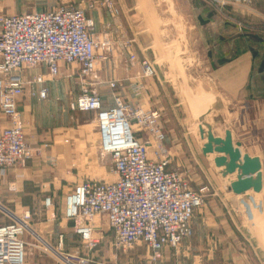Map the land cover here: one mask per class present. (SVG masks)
<instances>
[{
	"label": "built area",
	"instance_id": "built-area-1",
	"mask_svg": "<svg viewBox=\"0 0 264 264\" xmlns=\"http://www.w3.org/2000/svg\"><path fill=\"white\" fill-rule=\"evenodd\" d=\"M103 6L115 17L120 10L112 0ZM93 20L83 7L61 5L55 9L20 15H0V112L8 125L0 132V176L25 166L32 157L26 122L19 111L27 89L39 101H47V85L61 76L63 66L78 68L79 96L71 111L95 113L100 133V153L110 157L113 182L99 179L77 184L65 198L64 216L73 223L80 242L67 252L60 236L55 245L44 241L32 227L33 214H20L0 201V264H26L28 248L34 247L58 264H94L106 231L113 235V247L126 251L144 245L149 264L157 263L167 249L178 251L194 235L193 219L204 206V195L194 191L164 149L165 136L159 128V113L125 103L112 94L113 107L106 109L94 90L99 66L113 49L110 40L95 38ZM130 62L138 63L131 45L125 46ZM142 77H156L149 60L141 62ZM35 69L43 72L32 74ZM31 73V74H30ZM117 82H110L115 90ZM138 127V130H135ZM148 133V140L137 137ZM156 145V160L149 145ZM54 209L51 197L44 200ZM107 230H104V226ZM100 232L101 236H97ZM35 243L31 244L28 238Z\"/></svg>",
	"mask_w": 264,
	"mask_h": 264
},
{
	"label": "crops",
	"instance_id": "crops-1",
	"mask_svg": "<svg viewBox=\"0 0 264 264\" xmlns=\"http://www.w3.org/2000/svg\"><path fill=\"white\" fill-rule=\"evenodd\" d=\"M35 1L37 4L29 9L20 7L8 9L0 0V15L44 12L63 4L71 3L79 6L80 3L89 0ZM138 2L139 0H116L115 3L120 10V15L117 17L110 16L101 6L86 13L94 22L95 38L98 41L107 39L113 44V49L107 54L108 60L99 66L97 92L102 97L106 109L113 107L112 94L116 93L133 104L159 110L162 114L160 125L166 132L165 146L171 153L179 154L184 150L183 139L173 135L175 131L169 126L171 121L165 116L168 114L165 110L169 107L173 110L176 108L172 104L171 97L176 98L177 87L169 78L174 75H170L169 72H157L154 79L142 78L139 62L132 64L124 49V45L130 43L138 61L142 56L146 60L147 58L152 60L153 54L155 56L157 54L158 45L164 44L163 38H160L159 43L154 36L156 30L152 27V20L150 16L144 15L143 7ZM216 2H220L221 6L217 10H210L211 14L206 25V46L213 69L203 74L201 88L205 95H199L198 90L195 89V111L197 107L208 108L204 114H195V163L203 164V172L207 174L211 187L229 188L231 183L236 181L237 173L223 178L221 175L223 169L217 168L214 164V159L221 155L203 153L207 139H202L200 135L202 126L200 119L203 118L205 123L211 125L217 138H223L224 130H230L234 142L241 144L242 155L261 160L263 189L259 194L254 193L253 190L248 191L246 193L248 198L237 196L233 192H226L225 197L231 206L246 207L244 201L248 205L254 203L259 206L261 210L259 217L264 221V0H213V6ZM176 18L179 19L177 15ZM184 33L183 30V35ZM37 72L44 73V69H39ZM62 79L61 75L54 83H60ZM110 82L118 84L114 91L109 87ZM47 88L49 89L47 101L42 102L37 97H32L30 89H27L25 96L20 100L19 111L26 122V135L30 147L36 153V158L27 168L10 171L5 179L0 177V198L9 196V184L16 185L22 209H28L33 214L32 223L35 232L51 245H55L62 236L66 251L72 253L77 250L80 242L74 233L73 223L64 216L65 198H60L56 187L57 182L61 181L66 186L72 185L65 171L58 168V163L62 161L59 159L65 158L71 147L60 145L65 138V135L61 134L65 125L56 121L66 110L71 111L72 100L67 102L65 85L51 83ZM215 104H219L221 108L219 111L214 109ZM7 125L6 118L0 112V132ZM137 136L146 140L141 134ZM48 189L53 192L47 191ZM47 197H51L54 201L53 210L44 207V200ZM251 218L249 213L241 214V222L247 229L242 237L238 238L230 229L223 241L217 239L214 244L207 246L210 248L207 264H264V238L262 240L260 236L257 238L254 236L250 225ZM105 236L106 252L103 250L105 253L112 252L111 264H119L120 255L112 250L113 235L109 232ZM28 241L31 244L35 243L30 237ZM187 247L195 249V240L183 250ZM173 252L167 249L156 264H180L177 260L174 261ZM219 253L223 254L222 263L218 262ZM26 264H58V262L41 250L30 246ZM94 264H102V262L94 261ZM195 264L200 262L195 261Z\"/></svg>",
	"mask_w": 264,
	"mask_h": 264
},
{
	"label": "rangeland",
	"instance_id": "rangeland-1",
	"mask_svg": "<svg viewBox=\"0 0 264 264\" xmlns=\"http://www.w3.org/2000/svg\"><path fill=\"white\" fill-rule=\"evenodd\" d=\"M2 1L8 9L18 7L29 9L31 6L37 4L35 0ZM112 1L116 2V0ZM103 2L104 0H89L87 2L80 3L79 6L75 7L85 8L86 13L89 10H94L98 6L104 7V9L107 10V8L103 6ZM138 3L143 7L142 10L144 15L148 17L150 16L152 20V27L156 30L154 31L156 39L159 40V43L160 38H163L164 40V44L160 43V45L156 48V56L153 54L152 60L149 58H147V60L154 64L156 73L169 72L170 75H174L173 77L171 75L169 78L170 80H173V84L177 87V92L175 91L177 94L176 98L171 97L172 104L176 108L173 110L169 107V109L165 110L168 113L165 114V116L166 118L169 117L168 119L171 121L169 126H171L172 130L175 131L173 135H177L183 139V152L179 154L175 152L171 153L166 148V132L160 125L162 114L159 110L133 104L124 100L122 97L121 99L131 106L159 113L160 119L158 121V125L165 136L163 144L164 149L172 159L171 168L178 170L181 174H183L184 178L190 183L194 191L200 192L204 195V206L197 210L193 219L195 235H193L191 239L187 240L180 250H173L174 252L172 255L175 256L174 261L177 260L180 264H195V261L200 262V264H207L208 250L210 249L207 246L209 244H214L213 242L215 240L217 241V239H221L223 241L230 229L233 230L234 234L238 238L245 235V230L247 229L241 222V214L249 213L251 215L252 218L250 225L254 236L256 238L257 236H260L262 240L264 238V221L260 220L258 217L260 216L258 213L261 212L259 206H256L254 203L252 205H248L245 201L244 204L246 207H239V205L231 206L229 200L225 197L226 192H229L228 188H225V186H222L221 188L220 186L215 188L211 187L207 179V174L203 172V164L201 165L199 163H195V114L201 115L208 110L206 107H197L199 110L196 108L195 111V89L198 90L199 95H205V92L201 88L203 86V74L211 72L213 69L211 68L209 61V50L206 46V25L209 14H211L210 10H217L218 7L221 6V3L216 2L214 5L216 8L213 6V0H139ZM67 5H71V3ZM107 12L110 16H113L108 10ZM176 15L179 19L176 18ZM183 30L186 33H184V35ZM129 44L130 43L125 44L124 49L125 46H129ZM125 51L128 54L126 49ZM144 60L146 59L142 56L139 61L141 76V62ZM37 71L38 69H35L32 70L31 73L35 74ZM79 73L80 71L78 68L64 66L61 69L63 81L60 83H52L56 85H65L67 87V89H65L67 102L71 100L74 101L81 93L82 85L77 76ZM94 90H97V86L94 87ZM95 120V113H81L78 111L68 110L56 119V121H60L61 125H65L64 130L61 133L65 135V138L60 145H66L68 148L71 147L69 152L66 153L65 158H60L59 160L62 161L58 163V168L65 171L66 176L69 177V181L71 180L72 182V185L70 186H66V184L64 185L62 181L57 182L56 187L59 190L57 192L62 199L66 198L74 187L82 181L94 179L106 182L115 181V178L110 173V166L112 164L111 158L102 156L99 151L100 133ZM138 129V127H135V130ZM138 134H141L146 137V140H148V133L142 132ZM137 137L140 139L143 138L140 136ZM28 145L30 147L29 142ZM30 149L32 150V157L26 165L12 168L9 172L19 171L29 166L30 162L36 158V153L33 152L31 147ZM148 151L150 158L152 160H156V145L153 141ZM37 154L39 156V152ZM55 162H57V160ZM0 177L2 179L6 178V176ZM50 190L51 189H48L47 191ZM36 191L39 193V189ZM50 192H53V190ZM8 195L9 196H3V198H0V201L18 214L25 210L22 209L20 205L18 190L16 185L13 183L8 186ZM107 229L108 228L105 225L104 230L106 231ZM107 231L106 233H108ZM97 236H101L100 232H97ZM106 240V236H104L101 245L99 246L97 252L92 255V258L94 261L102 262V264H111L112 252L110 251L105 253L107 245ZM194 240L195 249L187 247L183 250L186 245L190 243L192 244ZM199 245H202V247L197 248L196 246ZM112 250H114L115 253H118L121 259H126H120L119 264H149L144 245H135L132 249H128L126 251L116 250L115 247H112ZM98 251L100 253H98ZM186 252L188 254H186ZM222 256L223 254H217L219 263H222Z\"/></svg>",
	"mask_w": 264,
	"mask_h": 264
},
{
	"label": "water",
	"instance_id": "water-1",
	"mask_svg": "<svg viewBox=\"0 0 264 264\" xmlns=\"http://www.w3.org/2000/svg\"><path fill=\"white\" fill-rule=\"evenodd\" d=\"M213 107L216 111L221 109L219 104H215ZM200 121L202 123L200 135L202 139H207V143L203 147V153L205 155L214 153L221 155L214 159V164L217 168L223 169L221 172L223 178L237 173L236 181L231 183L228 191L245 198H248L246 193L250 190H253L256 194L261 193L263 189L261 160L248 155H242L240 150L241 144L234 142L230 130H224L223 138H217L213 133L211 125L205 123L203 118ZM217 123H219L218 120Z\"/></svg>",
	"mask_w": 264,
	"mask_h": 264
}]
</instances>
